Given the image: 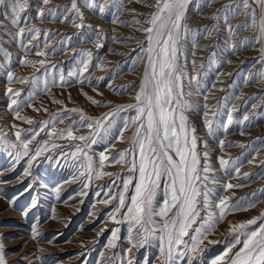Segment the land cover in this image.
<instances>
[{"label":"rangeland","instance_id":"1","mask_svg":"<svg viewBox=\"0 0 264 264\" xmlns=\"http://www.w3.org/2000/svg\"><path fill=\"white\" fill-rule=\"evenodd\" d=\"M76 2L79 12L83 14L82 20L72 9V0H49L48 3L27 0L25 9L20 12L18 25L12 24L4 15L5 11L10 13V10L0 9V241L4 244L6 264H129L130 260L132 264H162L158 240L151 239L143 247L135 246L138 230L130 232L128 222H117L121 221L126 207L113 220L108 213L118 200L112 199L107 204L100 202L111 196L118 197L123 191L124 180L131 177L128 190L124 192L126 206L129 205L135 193L138 172L130 173L120 163L106 161L104 167L97 168V171L114 175L99 178L95 172L91 178L80 175L62 153L73 151V145H83L87 141H69L48 135L49 132L71 126L74 135L90 136L93 129H89L87 124H79L81 112L95 120L104 117L118 105L136 102L135 96L139 92L148 59L141 52V45L147 46V33L142 29L149 27L143 21L155 11V7L149 5H155L156 0ZM248 2L256 9L258 20L262 9L255 4V0ZM89 3H95L97 8L88 7ZM203 3L204 0H191L186 12L188 26L192 30L184 44L186 72L189 77L199 75L200 84L199 88L193 85L192 95L185 97L199 107L185 111V115L189 126L195 128L200 167L207 165L213 169L208 175L220 182H208V187L232 201L249 197L257 202L247 210L227 213L216 225L213 234L200 245V249L207 250L194 254L191 264H209L212 258L224 251L231 239L229 229L232 225L264 213V196L250 195L264 189V78H256L264 71V36L252 25L248 9L241 7L234 13L229 12L227 22L224 20V6L232 4V0H211L207 6L198 9L197 5ZM99 6H104L106 12L101 14ZM39 11H43L44 15L40 16ZM228 25L232 26L231 32ZM19 28L25 32L29 28L38 29L37 39L28 43V38H25L22 44L14 36ZM256 36H260L258 41L254 39ZM38 50L47 55H36ZM84 53H91V57ZM81 59L88 60V70L80 77L69 76L70 71L77 70ZM25 60H43L45 63H20ZM193 61L195 67L192 66ZM181 62L185 61L182 59ZM9 71L13 77L23 78L25 82L17 79L10 83L7 79ZM60 75L64 76V81L59 79ZM34 77L37 79L32 83ZM45 80L48 82L47 88L44 86ZM81 80L84 82L81 83ZM184 83L187 85V79ZM8 88L21 90V99L34 93L28 101L31 106L28 103L22 106L19 112L21 118H17L15 112L8 108ZM188 91L186 87L185 92ZM88 97L99 103L93 104ZM205 104L209 105L207 110L203 107ZM72 109L78 111H70ZM205 111L207 116L203 114ZM230 111L234 123L225 130L223 125ZM57 113H65L63 122L49 123L40 131V122L52 121ZM213 113L219 115L214 117ZM126 114L121 113V117ZM245 115L249 121L243 124L235 122ZM24 117L31 119L32 123L22 119ZM206 119L214 120L211 133L205 126ZM73 121H77V124L73 125ZM13 125L17 128H13ZM122 128L123 120L118 119L116 128L106 140L86 149L96 164L100 152L111 156L116 151L129 148L136 126L125 129V139L119 140L116 137ZM18 129L39 132L29 144L30 149H34L38 142L47 141L48 150L33 160L31 165L27 163L28 157L15 160V149L11 143L17 142L15 132ZM27 135L30 138L31 133ZM3 139L10 143L3 144ZM53 143L62 147L53 149ZM240 144L245 147H240ZM221 157L231 158L234 165L239 167L240 175L234 172L227 175L221 170ZM136 159L138 161V154ZM26 169L30 174H26ZM243 173H249V176L245 177ZM166 182L167 178H164L158 190L157 207L163 204V186ZM224 183L244 186L225 191L222 187ZM33 197L37 200L35 207L31 203ZM174 211L169 213V217ZM154 219L157 227L163 226L160 217ZM258 226L259 221L250 227L256 229ZM117 228L119 232L114 240L115 247H111L109 241L113 240V230ZM210 240L220 242L209 244ZM180 251H183L182 247ZM172 264H188V260L176 255Z\"/></svg>","mask_w":264,"mask_h":264},{"label":"snow or ice","instance_id":"2","mask_svg":"<svg viewBox=\"0 0 264 264\" xmlns=\"http://www.w3.org/2000/svg\"><path fill=\"white\" fill-rule=\"evenodd\" d=\"M48 3L49 0H43ZM211 0H204L203 4H198L197 8L205 7ZM191 0H156L155 11L148 17H145L143 23L149 24V27L142 29L147 33L145 47L141 45V52L147 55V64L144 68L143 79L140 82L139 92L135 96V103L127 105H118L113 111L106 113L104 117L95 119L85 116L82 112L79 118V124H87L89 129H93L90 136L74 135L73 127L68 126L60 129L58 132H49L48 135L56 136L59 139H68L69 141H87V143L75 144L72 147L73 151L63 152L65 160L71 161V167L77 170L80 175H85L91 178L93 172L96 177L112 176L111 172L97 171V168L102 169L105 162L120 163L122 167H126L130 173L138 172V182L135 184V193L131 196V203L126 206V197L124 192L128 190L131 183V177L123 182V191L117 196H111L108 199L100 201L107 204L112 199H117L118 203L113 210L108 213L113 220L116 219L117 213L126 207V212L121 218V221H126L129 224V231L137 229V238L134 241L135 246L143 247L149 243L151 239L159 241L161 256L163 257L162 264H172L176 255L181 258H187L188 264H191L194 254L198 251H206L200 249V245L204 240L215 231L216 225L222 221L226 214L234 210H247L255 206L257 200L249 197H239L232 201L229 197L222 196L216 189L208 187V182L220 183L214 177L208 175L210 169L207 165L200 167V156L197 152V137L195 136V128L188 124L185 111L198 108L193 105L185 97L192 95L191 88L195 85L199 88L200 79L197 76H188L186 72V55L184 52V44L187 42V37L192 31L188 26L186 12ZM255 4L262 11L257 20L256 9L253 8L248 0H232V4L225 5L224 20L227 22L228 13L235 12L239 8L248 9V15L251 17L252 25L258 29V33L264 36V0H255ZM27 0H0V9L10 10L4 12V15L11 20V23L18 25L20 23V12L25 9ZM235 5V7H233ZM92 9H96L95 3L87 5ZM72 9H75L80 19H83V14L79 12L76 0H72ZM101 14L106 12L104 6L98 8ZM119 11V6H117ZM219 11V10H218ZM51 12V10H50ZM40 16L44 15L43 11H39ZM55 16V13H52ZM218 19V17H213ZM67 19V17H65ZM115 22V21H114ZM140 23V21H136ZM83 27V25H80ZM2 27V26H0ZM207 27V26H205ZM229 32L232 26L228 25ZM196 31H200L197 29ZM39 34L38 29L29 28L27 32L23 28H19L14 34L20 39L23 44L25 38H28V43L37 39ZM260 36L254 37L257 41ZM236 48L235 45L232 46ZM8 56V53H5ZM36 55L46 56L47 53L37 51ZM83 55L91 57V53ZM210 55H214L210 54ZM138 59H142L139 57ZM182 59L185 61L182 63ZM264 59V57H262ZM22 64L40 63L43 65L45 61H21ZM193 67L196 66L193 61ZM88 70V60L81 59L77 65L75 72L70 71L69 76H83ZM256 78H264V71H261ZM8 81L25 82L23 78L13 77L11 71L7 73ZM37 78H33L32 83L36 82ZM59 79L64 81V76L60 75ZM187 79V85L184 83ZM81 83L84 81L81 80ZM91 82V81H89ZM45 88L48 87V82H44ZM189 91L185 92V88ZM10 103L8 108L15 112L17 118L22 106L28 103L34 96L30 93L24 99H21V90H13L8 88L6 95H9ZM15 97V98H12ZM93 104L99 102L88 97ZM207 99V97H205ZM60 103L59 101H56ZM30 107L31 104L28 103ZM204 109L207 110L209 105L205 104ZM38 110V109H37ZM70 111H78L72 109ZM132 112L133 115L126 113ZM121 113L126 115L121 117ZM207 116V111L203 113ZM65 113H57L52 121L40 122V131L49 123L63 122ZM219 113H213L217 116ZM28 123L32 120L22 118ZM123 120V128L119 131L116 137L119 140H124L123 131L131 125L136 126V131L131 137L129 148L114 152L111 156L105 152L99 153V162L89 155L86 149L98 142L106 140L114 128L117 126V120ZM249 121V117L245 115L242 120L235 121L243 124ZM73 125L77 121L72 122ZM234 123V118L231 111L227 113V122L223 125L225 130L228 125ZM214 120H205V126L211 133L213 131ZM17 128L16 125L12 126ZM31 133L30 138L27 133ZM39 134L34 129L27 131L17 130L16 143H11V147L15 149V160L19 161L24 157H28V165L32 161L41 156L48 150L47 141L38 142L34 149L29 148V144L35 140ZM243 134V133H241ZM2 143L7 145L10 142L6 139ZM223 147V141L220 142ZM240 147L245 145L240 144ZM59 144L53 143L51 148H60ZM138 154V161L136 155ZM207 156V153H205ZM131 157V159H129ZM251 162V161H249ZM220 169L227 175H240L239 167L234 165V162L223 157L219 158ZM26 174H30L29 170H25ZM203 173V175H202ZM245 177L249 173H243ZM167 178V182L163 186V204L157 207L155 204L158 190L161 184ZM244 185H233L224 183L222 187L225 191L232 188H240ZM87 187V185H85ZM251 197L264 196V189L259 193L250 194ZM32 206L35 207L37 200L32 198ZM175 209L174 213L169 217V213ZM201 213H204L201 216ZM27 215V213H24ZM155 217H160L163 221L162 227H157ZM199 221V222H198ZM256 229L250 226L257 225ZM193 225H196L193 227ZM35 231V228L33 229ZM119 229L113 230V240L109 241L111 247H115L114 240L117 237ZM191 233V235H190ZM231 239L226 243L224 251L212 258L209 264H264V213L259 217L249 219L242 223L234 224L229 229ZM188 237L186 240L185 238ZM243 238V239H242ZM220 241L210 240L209 244H217ZM242 245V247H237ZM181 247L183 251H180ZM130 251V250H129ZM0 264H6L4 255V244L0 241ZM129 264H132L131 260ZM147 264V262H146Z\"/></svg>","mask_w":264,"mask_h":264},{"label":"bare ground","instance_id":"3","mask_svg":"<svg viewBox=\"0 0 264 264\" xmlns=\"http://www.w3.org/2000/svg\"><path fill=\"white\" fill-rule=\"evenodd\" d=\"M206 45V44H205Z\"/></svg>","mask_w":264,"mask_h":264}]
</instances>
